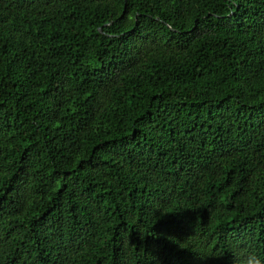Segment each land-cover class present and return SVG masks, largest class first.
Returning <instances> with one entry per match:
<instances>
[{
    "label": "trees",
    "instance_id": "trees-1",
    "mask_svg": "<svg viewBox=\"0 0 264 264\" xmlns=\"http://www.w3.org/2000/svg\"><path fill=\"white\" fill-rule=\"evenodd\" d=\"M264 260V0H0V264Z\"/></svg>",
    "mask_w": 264,
    "mask_h": 264
},
{
    "label": "clouds",
    "instance_id": "clouds-1",
    "mask_svg": "<svg viewBox=\"0 0 264 264\" xmlns=\"http://www.w3.org/2000/svg\"><path fill=\"white\" fill-rule=\"evenodd\" d=\"M232 264H264V260L252 251H240L233 256Z\"/></svg>",
    "mask_w": 264,
    "mask_h": 264
}]
</instances>
